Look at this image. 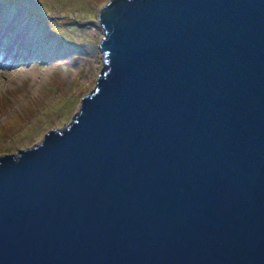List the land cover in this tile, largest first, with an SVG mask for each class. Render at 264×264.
I'll return each mask as SVG.
<instances>
[{
  "label": "water",
  "instance_id": "1",
  "mask_svg": "<svg viewBox=\"0 0 264 264\" xmlns=\"http://www.w3.org/2000/svg\"><path fill=\"white\" fill-rule=\"evenodd\" d=\"M61 129L0 156V264H264V0H109Z\"/></svg>",
  "mask_w": 264,
  "mask_h": 264
},
{
  "label": "rangeland",
  "instance_id": "2",
  "mask_svg": "<svg viewBox=\"0 0 264 264\" xmlns=\"http://www.w3.org/2000/svg\"><path fill=\"white\" fill-rule=\"evenodd\" d=\"M109 0H0V156L68 125L101 68Z\"/></svg>",
  "mask_w": 264,
  "mask_h": 264
}]
</instances>
